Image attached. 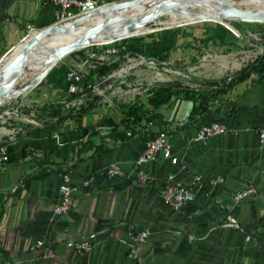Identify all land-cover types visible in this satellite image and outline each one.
Returning a JSON list of instances; mask_svg holds the SVG:
<instances>
[{
  "label": "crops",
  "instance_id": "0c3cea01",
  "mask_svg": "<svg viewBox=\"0 0 264 264\" xmlns=\"http://www.w3.org/2000/svg\"><path fill=\"white\" fill-rule=\"evenodd\" d=\"M56 16L50 0H0V57L26 39L27 27L44 29ZM46 81L37 94L62 104L61 111L0 121V143L9 154L0 167V264H132L128 236L144 229L152 233L137 247L144 264H264V144L258 134L264 129V78L251 75L219 95L209 102V114L189 119L193 102L178 96L148 109L150 121L128 129L122 115L113 120L96 109L63 118L64 107L84 96V83L73 96L66 79L46 75ZM8 119L23 122L6 126ZM213 122L227 132L205 145L193 142L199 126ZM159 132L167 133L177 162L158 155L136 167L145 141ZM111 165L122 175L108 177ZM140 172L150 180L141 183ZM64 173L73 187L70 210L55 217ZM169 179L194 195L178 211L160 197ZM249 183L257 195L235 203V192ZM229 217L245 233L224 228ZM69 240H87L93 249L75 252L64 247ZM39 241L42 247L32 250Z\"/></svg>",
  "mask_w": 264,
  "mask_h": 264
},
{
  "label": "rangeland",
  "instance_id": "374dc122",
  "mask_svg": "<svg viewBox=\"0 0 264 264\" xmlns=\"http://www.w3.org/2000/svg\"><path fill=\"white\" fill-rule=\"evenodd\" d=\"M115 1L116 4L107 8L123 10L144 0ZM181 13L190 17L196 10L187 7ZM96 14L84 16L89 19L85 24L87 30L96 27L92 23L96 20ZM114 14L115 10L111 15ZM58 22L54 20L52 26L64 30L72 20ZM111 23L107 19L102 27ZM28 37L25 31L23 38ZM106 47L116 48L118 55L104 56L99 53ZM263 50L264 20L236 17L221 20L197 17L188 20L177 13L165 12L148 22L143 33L103 43L94 42L72 50L56 61L34 84L30 80L23 85L18 82L16 94L0 99V121L8 116L35 120L36 117L40 118L36 113L40 109L51 114L61 111L62 104L37 94L48 82L45 76H58L60 80H65V70L87 60L83 68L84 84L80 94L84 96L80 98L81 104L77 105V109L64 107L62 117H69V113L76 115L81 109L90 107L97 112L108 113L115 120L121 115L124 118L129 107L142 106L144 108L137 120L145 123L150 121L148 109L152 107L148 105V98L154 89L169 86L179 92L180 97L214 91L216 88L209 84L210 81L226 79L228 82L241 70L248 68ZM90 65L97 67V70H90ZM131 65L127 73L122 72ZM235 65L239 66L236 68ZM24 71L29 77L32 75L27 66ZM253 75L258 79V74ZM220 99L216 97L212 101ZM22 122L8 119L4 124L20 125Z\"/></svg>",
  "mask_w": 264,
  "mask_h": 264
},
{
  "label": "bare ground",
  "instance_id": "6f19581e",
  "mask_svg": "<svg viewBox=\"0 0 264 264\" xmlns=\"http://www.w3.org/2000/svg\"><path fill=\"white\" fill-rule=\"evenodd\" d=\"M187 7L193 11L196 10V13L186 17L184 12L181 13V10ZM114 10L115 14L111 15ZM165 12L177 13L181 18L188 20L197 17L218 20L229 19L235 17L233 14L250 12L259 15L262 17L261 20H264V0H144L127 6L123 10L105 8L97 12L96 20L92 21L96 27L92 30H87L88 27L85 26L89 19L78 16L79 18L73 19L66 29L59 30L58 27H53L41 38H39L40 32H30L28 38L18 42L19 44L14 47L9 60L2 63L3 66L0 68V99L12 96L16 92L18 82H22V85L29 80L32 81V84L37 82L56 61L68 52L94 42L103 43L143 33L148 22ZM107 19L112 23L102 27ZM29 49H32L31 55L25 61L24 53ZM21 65L27 66L32 71V75L29 77L24 71L16 82L10 84L9 80ZM132 66H128L122 72L127 73ZM238 66L235 65L236 68Z\"/></svg>",
  "mask_w": 264,
  "mask_h": 264
},
{
  "label": "built area",
  "instance_id": "2783aa9c",
  "mask_svg": "<svg viewBox=\"0 0 264 264\" xmlns=\"http://www.w3.org/2000/svg\"><path fill=\"white\" fill-rule=\"evenodd\" d=\"M115 0H50V3L56 7L57 16L56 21L63 22L69 21L77 18L78 16L91 15L96 13L103 8L111 7L116 4ZM58 22V23H59ZM54 25V24H51ZM49 25V26H51ZM33 30H37L33 27H27L26 33L29 34ZM104 56H116L118 55V50L114 47L104 48L99 51ZM3 55L0 57V62ZM87 60L82 62L80 65L74 68H70L66 72L65 79L67 81V93L69 95H77L79 93L78 85L83 82V68L87 64ZM90 70L96 71L97 67L90 65ZM81 104L80 98H75L71 101L67 108L77 109V105ZM227 132V127L225 124L220 122H213L210 124H204L199 126L196 131L193 142L200 143L205 145L212 138L223 135ZM260 143L264 144V129L258 131ZM127 136H131V132H127ZM158 155H161L164 159L170 160L173 163L177 162V157L172 153L171 143L169 137L165 132H159L145 141L144 149L139 157L135 160L134 164L136 167H140L146 164L153 162ZM9 161V154L3 143H0V167L4 166ZM106 174L108 177L113 178L121 176L122 173L116 165H111ZM138 180L141 183H146L150 180L148 174L143 172L138 173ZM200 181V178L197 179ZM222 181V179H218ZM201 189L200 186L197 187V191ZM73 187L71 185V176L70 173H64L61 176V183L58 189V201L56 206L53 209V216L60 217L65 215L70 210V199ZM257 195V187L252 183L246 185L243 189L238 190L233 195V201L239 203L243 200H246L252 196ZM160 197L162 201L178 211L182 209L185 205L193 201L194 195L187 188L183 187L177 182H173L170 179L167 180L160 189ZM223 227L227 229H232L241 233H245V229L241 224L234 218L229 217ZM152 235L151 231L148 229L140 230L134 234H129L128 243L126 244L125 251L126 257L132 264H144L142 256L139 254L137 247L139 245L145 244L149 237ZM246 241L250 240V237L247 235ZM189 242L195 241L194 236L188 237ZM43 242H36L31 249L35 250L41 248ZM64 247L70 250H73L78 253L89 252L93 249L91 242L87 240H69L64 242Z\"/></svg>",
  "mask_w": 264,
  "mask_h": 264
},
{
  "label": "trees",
  "instance_id": "16d2710c",
  "mask_svg": "<svg viewBox=\"0 0 264 264\" xmlns=\"http://www.w3.org/2000/svg\"><path fill=\"white\" fill-rule=\"evenodd\" d=\"M258 74V80L264 78V50L260 55H258L255 60L251 63V65L241 70L234 77H232L228 82L226 79H220L215 81H210L209 84L214 86L216 89L210 92H200L198 94L190 93V95L183 96L185 99H188L193 102V107L188 114V118H194L196 116H200L203 114H209V102L218 97L219 95H223L231 90L236 85L246 81L253 74ZM180 95L179 92L173 90L171 87H160L156 88L152 91L151 96L148 98V105L152 108H158L165 104H167L173 97H178ZM144 107L140 106L138 108L129 107L125 112V117L122 120L125 129H128L131 125H134L137 118L139 117L141 111ZM90 110L89 108L81 109V112L74 115L77 118H81L84 114H86ZM71 113H69L68 116ZM133 134L128 137V139L132 138Z\"/></svg>",
  "mask_w": 264,
  "mask_h": 264
},
{
  "label": "water",
  "instance_id": "95a60500",
  "mask_svg": "<svg viewBox=\"0 0 264 264\" xmlns=\"http://www.w3.org/2000/svg\"><path fill=\"white\" fill-rule=\"evenodd\" d=\"M233 16H235L236 18H243V19H257V20H260L262 19V17H260L259 15L257 14H253V13H250V12H239V13H236V14H233ZM53 29V26H48L44 29H41V32H40V35H39V38H41L43 35L46 34V32L50 31ZM15 46H13L7 53H5L2 57V60L0 62V68L2 67L1 63L5 62V61H8L9 60V56H10V53L12 52V50L14 49ZM31 51L32 49H29L28 51H26L24 53V58H25V61H27L31 55ZM24 68L25 66L24 65H21L17 70H15L14 72V75L12 76V78L9 80V83L12 84L14 82L17 81V79L21 76V74L23 73L24 71ZM46 77V76H45ZM44 77V78H45Z\"/></svg>",
  "mask_w": 264,
  "mask_h": 264
}]
</instances>
